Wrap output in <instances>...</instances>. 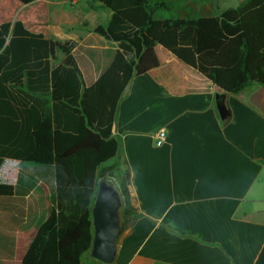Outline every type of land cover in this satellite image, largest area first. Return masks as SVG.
Listing matches in <instances>:
<instances>
[{"label":"crops","instance_id":"0c3cea01","mask_svg":"<svg viewBox=\"0 0 264 264\" xmlns=\"http://www.w3.org/2000/svg\"><path fill=\"white\" fill-rule=\"evenodd\" d=\"M230 1L153 0L170 6L154 19L215 16ZM247 1L237 0L236 7ZM92 4L98 3L0 0V24L21 21L46 39L73 42L72 54L90 86L118 50L95 31L110 22L112 12ZM155 51L159 67L132 79L113 126L120 149L107 166L128 174L130 212L112 264H264V86L228 94L231 117L223 121L215 85L161 46ZM64 59L57 52L52 66ZM9 62L0 52V72ZM159 130L167 134L162 146L155 140ZM20 166L5 159L0 183L15 185ZM26 166L36 185L25 205L14 202L11 211L0 201V264H21L34 231L48 217L45 186L52 187L33 165ZM23 211L25 221L16 227L11 214ZM81 264L102 263L89 251Z\"/></svg>","mask_w":264,"mask_h":264},{"label":"trees","instance_id":"16d2710c","mask_svg":"<svg viewBox=\"0 0 264 264\" xmlns=\"http://www.w3.org/2000/svg\"><path fill=\"white\" fill-rule=\"evenodd\" d=\"M112 18L96 33L118 50L98 79L86 86L72 54L73 42L46 39L23 22L0 24V52L10 57L0 72V168L21 162L15 185L0 183V201L25 205L35 187L26 165L52 187L47 219L37 228L21 264H81L91 250V208L98 181L118 182L130 212L128 174L107 163L118 156L113 126L122 96L136 76L159 67L156 47L174 55L227 94L264 86V0L219 9L199 19L155 20L170 6L153 0H94ZM61 52L65 59L52 61ZM16 227L25 213H12ZM256 264H260L257 262Z\"/></svg>","mask_w":264,"mask_h":264},{"label":"water","instance_id":"95a60500","mask_svg":"<svg viewBox=\"0 0 264 264\" xmlns=\"http://www.w3.org/2000/svg\"><path fill=\"white\" fill-rule=\"evenodd\" d=\"M228 94H216V106L223 121L231 117ZM125 200L116 179L106 174L98 181L91 208L93 241L90 256L102 264H112L117 255L119 239L125 227Z\"/></svg>","mask_w":264,"mask_h":264},{"label":"rangeland","instance_id":"374dc122","mask_svg":"<svg viewBox=\"0 0 264 264\" xmlns=\"http://www.w3.org/2000/svg\"><path fill=\"white\" fill-rule=\"evenodd\" d=\"M236 3H237V0H231L229 2V4H226V6L227 7H236V5H237ZM81 15H82V13H78L77 14V16H81ZM45 192H46V196H47V207H48L47 208V213H48L47 215H49V203H50V198H51V195H52V189L49 186H45ZM42 218H40L41 219L40 221H42ZM23 228H25V231L27 233H30V231H31L30 227L28 228V227L25 226ZM34 233H35V231H34Z\"/></svg>","mask_w":264,"mask_h":264},{"label":"built area","instance_id":"2783aa9c","mask_svg":"<svg viewBox=\"0 0 264 264\" xmlns=\"http://www.w3.org/2000/svg\"><path fill=\"white\" fill-rule=\"evenodd\" d=\"M166 139H167V134L164 130H159L155 134V140L157 146H162L165 143Z\"/></svg>","mask_w":264,"mask_h":264}]
</instances>
